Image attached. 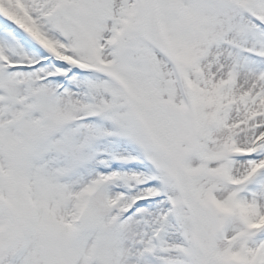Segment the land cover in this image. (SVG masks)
<instances>
[{"label": "snow or ice", "instance_id": "1", "mask_svg": "<svg viewBox=\"0 0 264 264\" xmlns=\"http://www.w3.org/2000/svg\"><path fill=\"white\" fill-rule=\"evenodd\" d=\"M0 264H264V0H0Z\"/></svg>", "mask_w": 264, "mask_h": 264}]
</instances>
